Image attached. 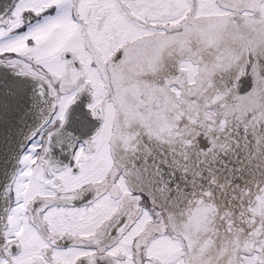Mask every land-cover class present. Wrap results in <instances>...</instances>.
Segmentation results:
<instances>
[{
    "label": "snow or ice",
    "instance_id": "obj_1",
    "mask_svg": "<svg viewBox=\"0 0 264 264\" xmlns=\"http://www.w3.org/2000/svg\"><path fill=\"white\" fill-rule=\"evenodd\" d=\"M0 264H264V0H0Z\"/></svg>",
    "mask_w": 264,
    "mask_h": 264
}]
</instances>
